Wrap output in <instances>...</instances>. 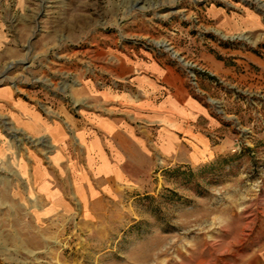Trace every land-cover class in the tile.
<instances>
[{
	"label": "rangeland",
	"instance_id": "374dc122",
	"mask_svg": "<svg viewBox=\"0 0 264 264\" xmlns=\"http://www.w3.org/2000/svg\"><path fill=\"white\" fill-rule=\"evenodd\" d=\"M213 9L264 27V0H0V264H264V28L227 32ZM149 57L186 76L203 142L100 174L75 154L78 93L121 90L119 61ZM18 104L66 128V159L16 124Z\"/></svg>",
	"mask_w": 264,
	"mask_h": 264
},
{
	"label": "crops",
	"instance_id": "0c3cea01",
	"mask_svg": "<svg viewBox=\"0 0 264 264\" xmlns=\"http://www.w3.org/2000/svg\"><path fill=\"white\" fill-rule=\"evenodd\" d=\"M212 16L227 32L243 27L249 30L264 28L255 17L229 16L217 9L212 10ZM204 61L220 77L245 78L238 76L235 67L213 57ZM256 63L264 68V62L256 60ZM115 72L121 90H97L94 85H86L78 93L91 100V108L83 111L81 120L69 118L77 138L76 156L81 153L87 162L99 163L97 170L100 174L122 177L125 174L121 163L139 161L140 156L146 159L150 146L161 156L171 158L180 146L189 144L190 139L202 144L199 143L202 139L199 123L207 117V110L191 93L182 71L162 59L149 57L122 59ZM16 107L13 114L16 124L33 135H46L48 140L43 142L53 144L54 152L66 159L72 147L66 128L60 122H45L27 105L18 104ZM102 108L107 113L100 111ZM41 166L37 159L31 171L35 182L43 189L46 187L45 173L41 172Z\"/></svg>",
	"mask_w": 264,
	"mask_h": 264
},
{
	"label": "built area",
	"instance_id": "2783aa9c",
	"mask_svg": "<svg viewBox=\"0 0 264 264\" xmlns=\"http://www.w3.org/2000/svg\"><path fill=\"white\" fill-rule=\"evenodd\" d=\"M192 76H194V75H192ZM195 77V79H196V76H194Z\"/></svg>",
	"mask_w": 264,
	"mask_h": 264
}]
</instances>
